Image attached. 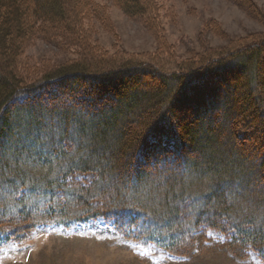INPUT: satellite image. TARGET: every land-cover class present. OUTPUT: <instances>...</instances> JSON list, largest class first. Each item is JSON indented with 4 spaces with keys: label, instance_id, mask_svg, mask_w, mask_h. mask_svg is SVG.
Segmentation results:
<instances>
[{
    "label": "trees",
    "instance_id": "16d2710c",
    "mask_svg": "<svg viewBox=\"0 0 264 264\" xmlns=\"http://www.w3.org/2000/svg\"><path fill=\"white\" fill-rule=\"evenodd\" d=\"M115 1L126 17L140 19L151 35L159 32L156 0ZM91 4V0H0V172L4 168L14 180L47 187L49 204L56 197L62 211L71 206L52 187L66 183L76 192L72 201L80 209L71 218L73 223L101 219L114 229L133 228L135 233L146 211L129 204L115 206V197L106 200L104 193L110 191L95 190L103 179L112 176L118 183L126 179L139 184L149 170L161 175L168 165L215 169L213 187L202 198L207 211L186 224V236L198 242L204 231L213 230L226 243L264 261L260 226L264 211L259 208L264 195V137L252 134L254 125L250 120L241 123L246 117L240 114L242 99L257 107L264 119L260 98L264 41L227 54L215 52L216 60L203 69L163 74L162 64L154 61L158 58L137 62L125 55L111 60L102 49L85 47L87 30L82 22L94 16ZM67 39V49L77 51L75 60L52 66L36 79L25 73L21 58L34 41L61 44ZM80 48L95 59L79 54ZM135 70H143L139 78L143 89L130 93L127 87L138 83L132 80L137 78ZM108 71L110 76L103 74ZM147 78L158 86L146 90ZM212 85L218 91H212ZM241 90L246 92L244 99H239ZM24 212H19L23 222L12 225L0 241L19 240L22 231L34 227L27 221L31 215ZM204 212H210L209 220L203 218ZM202 224L207 225L205 230Z\"/></svg>",
    "mask_w": 264,
    "mask_h": 264
},
{
    "label": "rangeland",
    "instance_id": "374dc122",
    "mask_svg": "<svg viewBox=\"0 0 264 264\" xmlns=\"http://www.w3.org/2000/svg\"><path fill=\"white\" fill-rule=\"evenodd\" d=\"M91 1L95 14L82 22L87 30L83 45L102 49L111 60L125 59V55L126 59L137 62L146 61L145 57L150 61L158 58L154 61L162 64L159 71L163 74L179 75L185 69H203L216 60L213 58L215 52L227 54L264 41V0H156L159 21L156 35H151L140 19L126 17L115 0ZM56 42L34 41L24 51L21 61L25 73L28 72L32 79L43 75L46 69L51 70L78 57L74 47L67 49L65 44L68 39L65 43ZM78 53L95 59L85 48H80ZM201 60H204L201 65L196 66ZM142 72L135 70L137 78L132 80L138 83L131 82L127 92L143 89L140 84L142 80L139 79ZM109 73L112 71L103 74ZM145 80L148 86L146 90L158 86L149 78ZM210 88L218 91L215 85ZM262 90L260 98L264 107ZM245 95L246 92L241 90L239 97H243L239 99H244ZM241 100L240 114L246 117L241 123L250 120L254 125L250 132L264 137V119L259 118L258 108L249 107ZM110 132L109 142L112 140ZM96 155L102 157L100 151ZM3 170L0 174L6 176L0 175V182L5 183L0 187V223L4 225L0 226V230H7L0 231V235L14 228L12 225L15 223L23 222L21 211H25L24 215H31L27 221L34 227L22 231L19 240L0 241V264H264V261L256 259L254 252L231 246L213 230L206 229L198 242L190 241L186 236V224H191L206 210L202 198L209 192V187H213L210 182L214 180L215 169L192 164L182 165L181 168L168 165L161 175L152 174L149 170L139 184L126 182V179L118 183L112 176L103 179L95 190L110 191L108 195L104 193L106 200L115 197V206L129 204L146 211V215H141L135 233L132 232L133 228L120 230L114 224L120 230L116 232L117 229L101 219L89 220L86 224L73 223L71 218L80 209L72 201L76 193L72 187L66 183L52 187L58 190L56 194L62 197L60 200L71 206L70 211H62L56 197L49 204L50 192L47 187H33L31 181L14 180L13 175ZM33 175L37 178L39 174ZM228 176L222 177L226 179ZM30 179L26 177V180ZM228 184L224 183L227 187ZM84 185L86 183L83 182L81 188ZM163 187H167V190H163ZM170 187L175 188L170 191ZM25 192L27 194L21 198ZM116 192L121 196L116 197L113 194ZM259 201L262 204L259 208L264 211V195ZM216 203L214 199L213 207ZM47 213L51 216H46ZM210 215V212H204L203 218L209 220ZM205 226L201 225L204 230ZM260 226L264 227V222ZM261 232L264 233L263 230ZM171 245L173 248H170Z\"/></svg>",
    "mask_w": 264,
    "mask_h": 264
}]
</instances>
